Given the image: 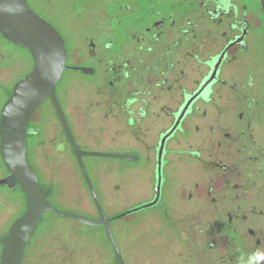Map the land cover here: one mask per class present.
<instances>
[{"label":"flooded vegetation","instance_id":"obj_1","mask_svg":"<svg viewBox=\"0 0 264 264\" xmlns=\"http://www.w3.org/2000/svg\"><path fill=\"white\" fill-rule=\"evenodd\" d=\"M27 1L61 32L69 66L54 86L63 117L50 95L28 123L48 200L99 218L92 182L123 264H264V0ZM34 64L0 31V116ZM12 184L0 261L26 207ZM76 222L40 223L24 264H78L88 227L105 236L103 264H121L104 225Z\"/></svg>","mask_w":264,"mask_h":264},{"label":"water","instance_id":"obj_2","mask_svg":"<svg viewBox=\"0 0 264 264\" xmlns=\"http://www.w3.org/2000/svg\"><path fill=\"white\" fill-rule=\"evenodd\" d=\"M0 31L14 43L28 48L34 58L33 69L23 76L3 105L0 116V153L10 174L0 180V185L12 186L16 179L24 191L26 207L2 238L4 247L0 264H24L28 242L43 220L45 212L74 218L86 225H104L115 247L116 263L122 262L110 221L92 182H87L93 192L100 217L92 218L76 211L64 210L49 200L50 189L42 191L38 173L27 155L28 123L34 111L51 95L60 114L63 113L55 96L54 86L69 66L66 64L67 48L61 32L44 19L27 0H0ZM70 137H72L68 130ZM73 146L76 151V144ZM81 169L89 180L82 154L77 150Z\"/></svg>","mask_w":264,"mask_h":264},{"label":"rangeland","instance_id":"obj_3","mask_svg":"<svg viewBox=\"0 0 264 264\" xmlns=\"http://www.w3.org/2000/svg\"><path fill=\"white\" fill-rule=\"evenodd\" d=\"M1 176H2V171L0 170V177ZM71 205H73V204L72 203H70V204L65 203V206L69 207ZM21 206H22V204H21ZM57 207H59L60 209H64V210L76 211L75 207L64 208L62 205H61V207L60 206H57ZM6 211H8V210H6ZM73 226L81 227V225H77L76 219H74V218L59 216V215L55 214L54 212L48 211V212L44 213V222L41 223L39 229H42L45 227H52L53 232H57L58 230L61 231V229H63L62 231L65 232V231H72V229L71 230H64V229L73 228ZM86 231L94 234V238L93 239L91 238L90 240L83 241L85 243L89 242V243H91V245L88 246V248H86L85 250H82L80 252L79 251L76 252L78 254L76 256L77 257L76 263H78V264H93V262H89V260H91L89 258H92V259H96L95 264H103V262L106 258V255H105L106 250L103 248V243L105 242L104 241L105 236H104L102 230L99 227H88V229ZM89 247H91V248H89Z\"/></svg>","mask_w":264,"mask_h":264}]
</instances>
